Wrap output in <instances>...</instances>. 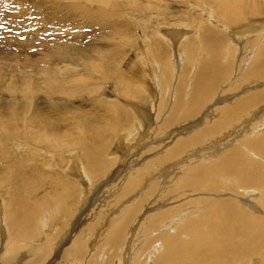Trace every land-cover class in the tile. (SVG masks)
<instances>
[{"label":"bare ground","instance_id":"6f19581e","mask_svg":"<svg viewBox=\"0 0 264 264\" xmlns=\"http://www.w3.org/2000/svg\"><path fill=\"white\" fill-rule=\"evenodd\" d=\"M14 1L21 12L14 14L15 17L13 15L9 18L0 17V27L6 23L4 32L13 33L11 41H14L11 44L7 41L0 43V72L7 73L6 75L12 77L18 72L22 75L23 80H26L25 85L28 86L31 81L27 80L24 71L28 68L33 72L39 70L38 75H34H43V88L47 92L67 95L77 92L76 85H80L83 92L92 95L98 91L96 88L102 81L106 82V80L101 81V78H112L111 75L115 72L110 74L104 70L92 74L81 70L76 74H71V71L77 68L73 64L60 65L49 57L43 58V56L62 53L73 46H80V42L84 41L86 46L81 48L87 54H94L93 60H100L103 64H109L114 68L118 67L120 57L125 56L123 54L126 53L125 48L133 42L134 36L130 25L123 22L124 18L116 9L120 11L129 9L132 12L148 11L149 13L153 12L151 9H154L150 0H123V3H118L116 8L110 7L111 0H87L88 6L80 3L79 0ZM169 4L168 2L167 5ZM190 6L199 9L200 15L198 20L189 23L187 28L186 25L170 27L166 25V22L155 25L152 20L157 14L152 16L141 14L146 17L138 18L146 32V39L139 44L140 63H137L138 67L135 71L138 80L135 79L136 83L134 84L125 80L123 76L115 78L120 88L129 94L127 99L134 103L130 105L136 107L134 113L141 115L144 104L150 106V100L158 98L151 82L159 87L161 84L163 86L165 80L164 85H167L169 82L167 81L168 71L174 72L167 58L173 53L171 57L177 65L178 61L182 62V58H178L179 51L184 49L186 63L183 75L181 78L179 77L178 86L173 93L175 101L172 102L170 117L164 123L166 129L164 135L167 132L170 135L172 132L170 129L174 126L188 131L189 124L203 125L201 129L191 133L187 138L177 137L170 147L163 149L165 146L163 141L160 143L153 141L154 143H152L155 145L145 149L146 146L152 144L147 141L149 143L145 142L142 146L144 138L148 136L147 133L154 130L153 122L150 120L146 129H143L145 123H138L137 128L133 130L134 113L123 107L118 99L100 103L101 105L105 104L104 114L83 117L82 113H76L72 120L87 119L83 125L84 131L80 133L60 125L59 121L69 124L70 118H60L55 121L56 117L65 115V112L56 106H54L55 109H48V106L51 105L38 102L39 106L35 111H31V102H0V157L4 159L3 165H6L4 170H0V188H5L4 192L9 195L8 201L0 200V264L43 263V259H46L44 255L46 256L48 251L50 255L51 251L48 242L52 237H48L47 230L54 232L56 228L59 229L60 223L62 226L67 223V227L63 229L65 235L62 241L69 237V243L65 247L63 255L74 257L75 262L79 261L78 235L80 232L75 235L74 230L76 231L83 223L79 225L76 222L75 226L71 228V223H74V220H68V214H70L68 209L71 208V202L76 200L78 189L80 202L77 205L87 209L86 201L93 179L87 171L84 157L75 160L72 156L73 163L68 165V163L55 159L53 154L60 157L68 150H82L90 167H98L103 163V152L108 151L111 138L120 128H122L120 131L121 145L127 150H130V146H132L138 153L144 148L145 154L142 153L140 158L135 159L137 165L133 163L134 167H131L135 169V174L125 175L118 183H112L115 180L110 176L108 178L112 188L105 192L110 193L114 202L122 205L117 204L112 208L114 212L107 218L101 213L94 220L96 225L100 224V227L106 229L102 231L105 232V235L107 234V239L110 237V240L106 239L105 245L108 244L114 248V251L110 255L108 254L104 260V264H141L140 259L145 248L147 246L154 247L159 240L162 242L156 245L142 264H158L159 261L163 264H243L247 260L253 261V259L256 264H264V228L249 227L241 220L239 214L238 222L233 221L239 206L235 200L231 199L230 192L226 190L222 191V194L216 193L215 195L219 199H224L225 204L213 208L209 215H205L204 223L198 226L194 225L191 232H189V228L184 233L177 231L180 222L186 219L184 215L190 216L191 210L195 209L186 210L183 208L209 201L211 197H197L196 194L199 191H204L206 195H209L210 192H213L211 184L216 179L222 181L224 179H219L220 177L231 174L240 178L247 185L257 182L264 176V171L248 159L241 149L246 146L245 152L264 164V156L258 155L247 147L252 146L264 154V106L259 107L262 105L260 103L258 105L254 103L251 106L252 102L264 96V90H262L264 89V23H248L238 26L242 21H247L249 17L264 16V0H219L217 5L208 1L199 4L192 1ZM211 17L216 18L228 28L232 38L229 37L231 34L221 32L216 21L211 20ZM106 26L109 27V32L102 33L101 30ZM80 28H87V31L81 33ZM94 33H97L100 38L116 39V36L119 38L112 48L111 45L108 46L111 49L107 51L104 46L94 43L92 39ZM98 33L101 34L98 35ZM193 35L198 38L195 39ZM252 36L255 38L253 39ZM248 39H252L255 43H249ZM245 40L247 44H250L248 50V45H244ZM227 41L228 43H226ZM5 48L8 51H4ZM241 49L243 53L258 49V54L244 64L246 72L243 73L241 81L237 84H242L241 88L245 93L252 90L262 91L250 93L244 100L237 99L235 102L227 103L226 101L229 99L220 97L218 88L212 89L211 80L204 77L207 74L204 71L206 68H210L207 62L211 64L212 69L223 70L230 65V59L233 60L235 53H239ZM164 50L168 52L165 57L161 54ZM16 54L21 56L15 57ZM37 54L39 56L36 60L23 59V57ZM98 55L101 58H98ZM151 56H154L155 59H152ZM194 60L202 64L201 75L204 78L198 77L195 72L192 76L197 77H194L193 80L189 76L192 70H189L185 83L187 66L193 65ZM89 64L94 68L95 64L92 60ZM232 68L230 67L229 70ZM62 75L65 77H59ZM68 76L72 79L70 80ZM129 76L133 79L131 74ZM78 77L82 82L74 80ZM92 81H94L93 85H91ZM188 82L190 90L187 93L188 88L186 89L185 85ZM213 82L216 83L214 80ZM123 83L129 87L124 88ZM37 87L39 86L37 85ZM140 90L144 97L142 94L139 95ZM170 93V91L165 92L163 86L161 96L166 97ZM184 93L187 97L188 94H191L187 102H183ZM213 94L214 98L217 97L215 101L211 100ZM51 96V94L48 95V97ZM215 102L217 103L215 104ZM61 106L69 109L72 104L61 102ZM164 106L165 102L153 105L160 111V115L164 111ZM255 107L256 109H254ZM235 111L238 113L231 114ZM207 116L213 117V119L207 121ZM51 118L54 120L52 121ZM257 118L260 120L256 121ZM179 122H183V124L178 125ZM233 124L238 127V130L228 142H233L239 137L240 139L230 145L226 143L223 146V141L230 138L233 132L227 138L221 134L232 128ZM243 125L246 129L241 132L240 128ZM144 130L146 132L142 133ZM216 141L220 145L215 146ZM208 142L217 148L213 152L214 155L207 153L194 156L193 160L179 169L174 166L185 151ZM37 151L50 153L52 156L44 158L41 155L35 159L33 157L37 155ZM158 152L159 154L155 155ZM15 154H23V156L17 158ZM32 164L35 168L41 164L51 170L47 177L54 179L53 187H47L46 181H38V178L33 177L34 175L30 171ZM171 166H174L176 173L166 180L164 176L165 174L170 175ZM60 167H65V169L62 168V170ZM186 168L188 169L186 170ZM54 172H62L65 176H58L59 173L55 174ZM74 172L78 174L73 175ZM114 178L117 177L114 175ZM131 188L133 192L131 195H127V191ZM253 190L245 192L250 194L249 192L253 191L256 194L255 197H261L259 188ZM194 193L193 204L187 203ZM32 196L33 200H31ZM54 196H59L58 200ZM171 197L172 200L180 201L179 207L171 206L155 213L156 205L160 202L164 203L165 200L169 201ZM237 201H244L253 208L263 211L261 205L252 199H243V197L237 196ZM108 204V201H105L100 205L99 210L103 212L101 208L108 207ZM145 205L146 207H144ZM136 211L138 214L134 216ZM138 216L148 220L149 230L156 231L168 225L165 228L173 233L163 234L159 238L156 235L149 237L137 254L132 250L133 242L129 243L126 251L123 249L119 251V246L124 243L127 231ZM53 219H56L57 223L53 224ZM52 227L54 228L50 229ZM86 227L89 230L92 229L91 225L90 227L86 225ZM85 228L82 234L84 247L87 251L89 246L93 250L97 244H101L104 237L101 236L103 232H100L99 227L96 228L95 233L85 230ZM50 232L49 235L53 234ZM34 233L36 234L34 235ZM184 235L186 237H183ZM187 237L189 240L184 241L183 239ZM254 238L259 240L253 242ZM58 240L59 238L54 242ZM30 241L31 244H29ZM165 245L168 246V249H165ZM55 247L58 248L53 245V253L57 251ZM16 248H18V256L13 254L15 260L12 261L11 252ZM24 248L26 251L23 250L24 252L21 253ZM161 249H164V252L160 258L156 254H159ZM66 251L67 253H65ZM117 251L121 254H117ZM19 256L20 258H18ZM50 258L55 262L50 261L49 264H58L60 256L54 254ZM50 258L48 259L51 260Z\"/></svg>","mask_w":264,"mask_h":264},{"label":"rangeland","instance_id":"374dc122","mask_svg":"<svg viewBox=\"0 0 264 264\" xmlns=\"http://www.w3.org/2000/svg\"><path fill=\"white\" fill-rule=\"evenodd\" d=\"M13 1L14 0H0V17L5 16V17L9 18L12 15H13V17H15L14 14H19L21 12L19 10L20 8L18 7V5L15 3V1L14 2ZM79 1H80V3H83L87 6L89 5V2L87 0H79ZM192 1L195 4H199V3L207 2V1L213 3L214 5H217L219 3V0H204V1L192 0ZM192 1H189V0H172V1H169V0H150L151 6L154 7V9H151L153 11L151 13H149L148 11L132 12V10H129V9L126 11H120L119 9H116L119 11L118 13H121V16L124 18L123 22L130 25V28L133 31V36H134L133 42L125 48L126 49L125 52L127 53V51H128V53L127 54L123 53L125 56H123L122 58L120 57L119 62H118V67L114 68L109 64H103V62L100 60H93L92 58H95V55L94 54H87L81 48V47L85 48V46H86V43H84V41L80 42L81 43L80 46H77V45L73 46L71 49L66 50L62 53H59V54L51 53V55L47 54V55L43 56V58L49 57L53 62L60 63V65H63L64 63L73 64L77 68H76V70H72L71 74H76L77 71H81V70L88 72V73H92V74H97L98 71L101 72L104 70H107L106 72H109L110 74L115 72L114 74L111 75L112 78H109V79L101 78V81L106 80V82L103 83V81H102V83L99 84V86L96 88V89H98V91L96 93L89 95L88 92H83V90H81L80 85L75 86V89L77 90V92H75V94H73V95L47 92L46 89L43 88V82H42L43 75L35 76V75H38L39 70L33 72L30 68H28V70L24 71L27 80L31 81V83H29L28 86L25 85L26 80H23L22 75L19 74L18 72H16L17 74L14 77H12L10 75H6L7 73L5 74L2 71L0 72V102H31V111H35V109L39 106L38 102H44L45 104L51 105V106H48V109H55L54 106H56L59 109H62L65 112V115L56 117L55 121H58L60 118H62V119L63 118H66V119L70 118L71 120L69 121V124L64 123L63 121H59L60 125H64V128H70V129L76 130L77 133L84 131L83 125L85 122H87V119L84 118L83 121L80 119L72 120L76 116V113H82L83 117L88 116V115L93 116V115H97V114L98 115L104 114V112H105L104 109H106V107H105V104L101 105L102 103L111 102V101H115L116 99H118L119 100L118 102H120L123 107H125L126 109H129L131 112L134 113V110H136V107L130 106L134 103L130 102L127 99V98H129V94L124 92V89L120 88V85L115 80V78L118 76H123L125 80H127L128 82L134 83V84L136 83L135 79L138 80L137 74L135 73V71H137L136 70L138 67L137 63H140L139 55H140L141 51L139 48V44H141L142 41L144 39H146V36H145L146 32L144 31V28L142 27V25H140V21H139V19L146 18V17L141 15V14L144 13V14H147L149 16L157 14V16H154V18L152 20L153 23H155V25L159 24L160 22L165 24V22H166L167 23L166 25H168L170 27H172V26L173 27H180L181 25H186L185 27L187 28L189 26V23L191 24L192 22H196V20H198V16L200 15V13L198 12L199 9L197 10L195 7L191 8L190 2H192ZM168 2L170 3L169 5H167ZM118 3L122 4L123 0H111L110 1V4H111L110 7L116 8L119 5ZM201 10H204V9H201ZM183 16H186V17H183ZM202 18H204V17H202ZM212 19L216 21L215 23L221 29L220 30L221 32L231 34L229 29L226 28L222 23H220L216 18L211 17V20ZM261 22L264 23V16L256 15L254 17H249L247 21L246 20L242 21L240 24H238V26L246 25L248 23H261ZM5 26H6V23H4L3 26L0 27V36H2V37H0V43L7 41L11 44L12 42H14V41H11L13 33L4 32V31H6ZM80 30L82 33L83 31H87V28H80ZM101 32L102 33L109 32V27L108 26L104 27L101 30ZM100 34L101 33H98V35H100ZM193 37L195 39L198 38L195 35H193ZM229 37L232 38V34ZM118 38L119 37H117V36H116V39L100 38L99 36H97V33H94L93 37H92L95 44H99V45L104 46L105 49H107V51L110 50L114 45H116V41L118 40ZM252 38L254 39L255 36H252ZM84 39H86V37H84ZM248 40H249V43L250 42H252L253 44L255 43V42H253L252 39L251 40L248 39ZM232 42H233V40H232ZM226 43H228V41ZM249 43L247 44L246 40L244 42V45L245 44L248 45L247 50L250 47ZM109 45H111V48L108 47ZM197 45H199V44H197ZM15 49H18V48H15ZM32 49H36V48H32ZM257 50L253 49L252 51H247V52L243 53V51L241 49L239 53H235L233 60L230 59V65L228 67H225L223 70H220V68H219L218 69L219 71L212 69L211 64L209 62H207V64L209 65L210 68L205 69L204 73H207V74L204 75V77L210 78L211 83H212V89L214 90V89L218 88V90H219L218 95L220 97L229 99L226 101L227 103L235 102L237 99L244 100L246 95H250V93H254L257 91L264 90V89L252 90L250 92L245 93L243 88H241L242 84L241 83L237 84V82L241 81L243 73L246 72V67L244 64L247 61H249L250 58L257 56V54H258ZM0 51H1V46H0ZM4 51H8L7 48H5ZM161 54L165 57L168 55V52L164 50V51H162ZM171 55L167 59H168V62H170L171 67L174 69V72L172 73L171 70L168 71L167 81H169V82L167 85H164L165 80L163 81L164 90H165V92L170 91L171 92L170 95L167 94L166 97L161 96L162 92H163L162 84L159 87H156L153 84V82H151L152 86L155 89L156 94L158 95V98L154 99V100H150V102H151L150 106H147L144 104V108L142 109L143 113L141 115L135 114V113L133 115V121H132L133 130H135L137 128L138 123H145V126L143 129H146L148 122L150 120L153 122V125H154V128H153L154 130L149 131L148 132L149 134L147 133L148 136L145 137L146 139L144 138V141L142 142V146H143V143H145V142L146 143H149V142L152 143L153 141H156V142L160 143L163 141V144H165L163 149H165L167 147H170L177 137L182 136L183 138H187V137H189V135H191V133H194L197 130L201 129V127L203 125V124H198V123L189 124L187 126V128H189L188 131L178 129V126H177V128H175V126H174V127H172V129H170V131L172 130L170 135H169V132H167L164 135L165 130H166L164 127V123L170 117V114L172 112L171 111L172 102L175 101V97L173 96V93L175 92L176 87L178 86L179 77L181 78L183 75L182 73H183V70L185 67V63H186L185 56H184V49L179 51L178 58L181 57L182 62L178 61L177 65H175V60L172 59ZM20 56L17 54L15 55V57H20ZM38 56H39V54H37L35 56L29 55L27 57H23V59L36 60L38 58ZM198 56H199V53H198ZM98 58H101V57L98 55ZM151 58L155 59L154 56H151ZM91 60L95 64L94 68H92L89 64ZM15 64H17V63H15ZM102 67H104V68H102ZM230 67H233V68L231 70H229ZM201 68H202V64L200 62H195V60L193 62V65L189 64L187 66V69H186L185 83L188 79L187 76H188L189 70H192L190 73L191 75H189V76L193 80L197 76L202 77ZM194 73H195V75H197L196 77L192 76V74H194ZM130 74L132 75L134 80L129 76ZM59 77H65V75H62ZM204 77H202V78H204ZM68 78L70 80L72 79V77H69V76H68ZM74 80L82 82V80L79 77H78V79L74 78ZM213 80L216 83H214ZM261 82H263V81H261ZM93 84H94V81L91 82V85H93ZM37 85L42 90L39 87H37ZM122 86L124 88L129 87L127 84H124V83L122 84ZM24 87H25V89H24ZM185 87H186V89L188 88L187 89V93H188L190 90V83L188 82L187 85H185ZM140 92L141 93L139 95L142 94V90H140ZM185 93H186V91H185ZM185 93L183 94V102H187L191 96V94H188V97H187ZM49 94H51L52 96L48 97ZM214 94L212 95L213 98L211 97V100L215 101V99L217 97L214 98L216 95V94L215 95ZM239 95L241 96L240 98L238 97ZM142 96L144 97L143 94H142ZM159 96H161V97L159 98ZM61 102H70V104H72V106L69 109L68 108L65 109L64 107L61 106ZM159 102H165L164 111L162 112L161 115L159 114L160 111H158V109L156 107H153V105H158ZM170 102H171V104H170ZM216 103L217 102H215V104ZM254 103L257 105L260 103L262 105L259 107H263L264 106V96L261 99H258L255 102H252L251 106ZM254 109H256V107ZM237 113L238 112L235 111L231 114H237ZM212 119H213V117L207 116V121H210ZM51 120L53 121L54 118H51ZM259 120H260V118L256 119V121H259ZM207 121H205V122H207ZM176 122H177V119H176ZM180 123L183 124V122H179L178 125H181ZM121 129L122 128H120L117 133L115 132L116 135L111 138L108 151L106 150L102 154L103 163L98 167H93V168L90 167L88 159L86 158L85 155H83L84 152L82 150H73V149L68 150V151H65L60 157L53 154V157L55 159H57L63 163H68V165L73 163L71 161L72 156H74L73 158H75V160L77 158H79L77 160H80V158L82 159L84 157L83 159H85L84 161L86 162L85 166H87L86 167L87 171L89 172L91 178L93 179V182L91 183V187L88 191L89 197H88V200L86 201V203L88 204L87 209L85 210V208H81V205L80 206L77 205L80 202V200H79V194H80L79 189H78V195L76 197V200L71 202V204H70L71 208L69 207L70 210L68 209V212L70 213V214H68L69 215L68 220H72V221L74 220V223L73 222L71 223V228H73L75 226L76 222H78L79 225L81 223H83V224H81V226L78 227V229L76 231L74 230L75 235H77L78 232H80L78 235V244H79V249H80L79 261L75 262V260H73L74 257L71 258L69 256L63 255L65 247L68 246L69 237H67V239H65V241H62L63 236L65 235V233L63 234V229L67 227V223H65L63 226H62V223H60L59 229L56 228L54 230V232H50L51 230H49V231L47 230L48 237L49 236L52 237L48 242L51 246V251H50V255H49V251L47 249L48 252H47L46 256L44 255V257H46V259L44 258L42 261L43 263H41V264H46V262H48L47 264H49L50 261L55 262V260L50 258L54 254H59V256H60V259L58 260V264H104V260L106 259L108 254L110 255L114 251V248H111V246H109L108 244L105 245V241L107 239V234L105 235V232H103V231L106 229H104V227H100V224H99V226L96 225V222L94 221L97 217L100 216L101 213H103V216H106V218L108 216H110L111 213L114 212L112 210V208H114L118 204L117 202H114V199L110 196V193L105 192L107 189L112 188V184L110 185L111 181H109L108 178L112 177L115 180L112 183H118L119 181H121L123 179V177L125 175L128 176L131 173L135 174V169L131 168V167H134L133 163L134 164L137 163V161H135V159L140 158L142 156V153L145 152L144 150L147 149V147L155 145V144H153L154 143L153 142L149 146H146L145 149L143 148V150H141V152L139 150L140 153H138V151L136 149H134L132 146H130V148H131V149L129 148L130 150H127L120 143V137H121L120 131H121ZM240 129L242 132L246 128L243 125ZM237 130H238V127H235V125L233 124L232 128L227 129L225 132H223L221 134V136H224V138H227L228 136H230V133L233 132V135H231L230 138H227L225 141H223V144H222L223 146L226 143L230 145V144H232L235 141L240 139V137H239L237 139H234L233 142H228V140L231 139L235 135V132ZM62 131L64 132V130H62ZM145 132L146 131L144 130V132H142V133H145ZM154 136H155V139H154ZM147 141H149V142H147ZM214 145L217 146L220 144L218 143V141H216L214 143ZM245 147L243 146V147H241V149L244 152V154L247 155V158L252 160L258 167H260L264 171V164L253 159L250 155H248V153L245 152ZM247 147L252 149L258 155L264 156V154L261 153L258 149L254 148L252 146H247ZM213 148H214L213 144L211 142H208V143H205L203 145L196 146V147H194L188 151H185L184 155L181 156L179 159H177V162H175L174 166L175 167L177 166L176 168L179 169L183 165L188 164L189 161L193 160L192 158H194V156L204 155L207 153H209V155L210 154L214 155L215 153H213V152H215L214 150L217 148H214V149ZM159 152L156 153L155 155L159 154ZM150 153H152V152H150ZM41 155L44 158H50L52 156L50 153H44V152H38L37 151V155L33 158L36 159ZM15 156L18 158L20 156H23V154H15ZM127 157L129 160L127 159ZM124 159H126V160H124ZM131 159H132V161H131ZM37 160L39 161V159H37ZM3 161H4V159L0 157V170H4V168L6 167V165H3L4 164ZM68 165H66V166H68ZM129 166H130V168H129ZM174 166L170 167V169H171L170 175L165 174L164 179L168 180L170 177H172L176 173ZM197 166H201V165H197ZM197 166H195V167H197ZM62 168L65 169V167H60V169H62ZM187 169L188 168H186V170ZM49 170H50L49 168H47L46 166L41 165V164L37 168H35L33 164L30 165V171L34 175L33 177L38 178V181H46V183L48 184L47 187H53L54 179L51 177H47V174H50ZM54 173L55 174L59 173L60 175L58 174V176H65L62 172H54ZM77 174H78L77 172L73 173V175H77ZM114 175L117 178H114ZM219 179H224V180L219 181L218 179H216L211 184L213 186V190H212L213 192H210L209 195H206V192H204V191H199L196 194L197 197H199V196L211 197V198H209V201L201 203V204L190 205V206L183 208L186 210L191 209V208H195V209L191 210L192 214L190 216H187V214L184 215V217L186 219L183 222L182 221L180 222L179 226L177 227V231H179L180 233H184L189 228V232H191L192 231L191 228L194 225L198 226V225H201V223H204L203 218L205 215L206 216L209 215V212L213 208H215L219 205L225 204L224 199H219L218 197L215 196L216 193L222 194V191H224V190L230 192V194L232 195L231 199L235 200L237 205L240 208V209L237 208V211L235 213V218L232 219L233 221L238 222V214H239L241 217V220L244 223H246L247 225H249V227L255 226L258 228H264V176H262L260 178V180H258L257 182L249 183L247 185H245V183L240 178H238L235 175H231V174L220 177ZM207 186H209V185H207ZM256 188L260 189L261 197H258V198L255 197L256 194L253 193V191H254L253 189H256ZM4 190H5V188H0V200L3 199L5 201H8L9 195L6 192H4ZM206 190H207V188H206ZM246 190H253V191L249 192L250 194H248L245 192ZM132 192H133V190L131 188L127 191V195H131ZM103 193H105V194L103 195ZM249 195H252V196H249ZM237 196L243 197V199L248 198V199H252L254 201H257L261 205L260 207L263 209V211H259L257 208H253V206L248 205L244 201H237ZM54 198L56 200H58L59 196H54ZM33 199H34V197L32 196L31 200H33ZM96 199H98V200H96ZM172 199L173 198L171 197V199H169V201L165 200L164 203L160 202L159 204H157L155 207V210H156L155 213L161 209H168L171 206L172 207L175 206L174 208H178L179 207L178 204H180V201H178L176 199L175 200H172ZM193 199H195V193L187 201V203L193 204V202H192ZM110 200H112V201H110ZM105 201H108V203H109L108 207L101 208L103 210V212H101L99 210L100 205L102 203H104ZM118 205L120 206L122 204L119 203ZM76 207H77V209H76ZM110 207H111V209H109ZM144 207H146V205ZM104 211L106 214L104 213ZM137 214H138V211L135 212L134 216H137ZM53 221H54L53 224L57 223L56 219H53ZM91 222H93L94 224ZM148 224H149L148 220H145V218L141 219V217L138 216L134 220V222L131 224V227L129 228V230L127 231V236L124 240V243L120 244L119 251H122V249L126 251V249L129 247V243L133 242L132 250L134 253L137 254L138 251H140V249L145 245V243L147 242L149 237L156 235V237L159 238L163 234H167V233H171V232L173 233V231L167 230L168 228H165L168 225H165L164 228H159V230L153 231L151 229L150 230L148 229ZM86 225H88L89 227L91 225L92 229L89 230L87 227L85 228ZM159 226H161V225H159ZM98 227H99V229H101L100 232H103L101 235V236H104L102 238L103 240L101 241V244L100 243L97 244L93 250H91V248L89 246L88 251H87L86 248L84 247V242L82 239V234L84 233V228H85V230H88L91 232L94 231V233H95L96 228H98ZM53 228L54 227H52L50 229H53ZM132 231H134V234H132ZM49 232H50V234L51 233H53V234L49 235ZM35 234L36 233H34V235ZM173 237H174V234H173ZM183 237H186V236L184 235ZM58 238H59V240L57 242H54ZM107 240H110V237ZM183 240L188 241L189 237H187L186 239H183ZM258 240H259L258 238H254L252 241L257 242ZM161 242L162 241L159 240L154 245V247L151 248L150 246H147L145 248L144 253L142 254L141 259H140L141 264H142V262H144L148 258L149 253L152 252V250H154L156 245L161 243ZM29 244H31V241L29 242ZM53 245L58 247V248L55 247V250H57V251H54V253L52 251ZM28 246H30V245H28ZM25 249L26 248L22 249L21 253L26 251ZM27 249H28V247H27ZM165 249H168V246L165 245ZM17 251H18V248H16L15 251L11 252L12 261H13V259L15 260V256L13 257V254L18 256ZM163 252H164V249H161V252H159V254H156V256L159 255V257L161 258V255ZM65 253H67V251ZM117 254H121V252L118 253V251H117ZM18 258H20V256ZM48 258H50L51 260H49ZM158 264H163V263L161 261H159ZM243 264H256V263L253 259V261L247 260ZM257 264H259V263H257Z\"/></svg>","mask_w":264,"mask_h":264}]
</instances>
